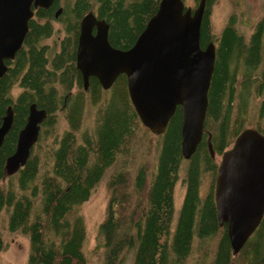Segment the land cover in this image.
Returning a JSON list of instances; mask_svg holds the SVG:
<instances>
[{"label": "trees", "instance_id": "16d2710c", "mask_svg": "<svg viewBox=\"0 0 264 264\" xmlns=\"http://www.w3.org/2000/svg\"><path fill=\"white\" fill-rule=\"evenodd\" d=\"M159 1L54 0L47 8H33L23 42L14 58L5 59L0 77V123L7 106L13 110L0 146V254L9 243L6 234L19 232L28 239L24 264H92L84 251L81 207L104 179L101 264H120L134 243L132 264H264V214L234 253L215 201V157L245 127L264 135L263 19L246 36L241 13L233 7L217 27L213 0H205L200 45L215 43V61L202 139L189 158L181 149L180 105L157 134L140 120L124 73L108 88L93 75L87 88L83 85L76 66L81 19L87 13L105 19L109 42L126 49ZM183 1L195 7L200 0ZM53 37L54 43L47 42ZM31 103L44 108L46 116L26 162L8 174L6 158ZM178 182L184 194L176 206Z\"/></svg>", "mask_w": 264, "mask_h": 264}, {"label": "water", "instance_id": "95a60500", "mask_svg": "<svg viewBox=\"0 0 264 264\" xmlns=\"http://www.w3.org/2000/svg\"><path fill=\"white\" fill-rule=\"evenodd\" d=\"M53 1L0 0V77L7 69L5 59L14 58L23 42L33 8H47ZM204 5L205 0L194 8L183 0H160L134 43L126 49L109 42V23L105 19L87 13L81 19L76 47V66L84 87L87 88L91 75L108 88L124 73L135 110L153 133H163L169 118L181 106V149L185 158L202 139L215 60V43L200 45ZM59 12L60 9L55 15ZM45 116L44 108L35 103L29 105L16 147L6 158L8 174L26 162ZM12 121L13 110L7 106L0 123V146ZM209 149L215 157L210 143ZM215 201L219 222L226 223L236 253L264 214V135L257 128L242 129L221 154Z\"/></svg>", "mask_w": 264, "mask_h": 264}, {"label": "rangeland", "instance_id": "374dc122", "mask_svg": "<svg viewBox=\"0 0 264 264\" xmlns=\"http://www.w3.org/2000/svg\"><path fill=\"white\" fill-rule=\"evenodd\" d=\"M235 1L237 0H216L215 4L211 7L212 19L215 22V25L219 27L225 21V16L227 15V13L234 7L239 13H241V29L246 34V36H248L252 30L253 25L259 19L264 20V0H240L239 3ZM30 18L28 19L27 26L29 25ZM54 39L56 38H48L47 42L53 41L54 43ZM56 42H58V40ZM259 69H264V28L262 33V60L259 65ZM257 109L258 104H256L255 101L250 109V124L254 122ZM89 115L90 109L87 110V116ZM220 159L221 156L215 157V160L217 162H219ZM183 194L184 187H182L181 183L178 182L175 190L176 206H179L183 198ZM106 195L107 188L105 180L103 179L97 186V188L93 191L91 197L81 207V212L83 214L87 229V242L85 243L84 251L92 264H101L104 256L103 237L99 233V223L104 215ZM6 237L9 243L6 246L5 250L0 254L1 264H24L28 251L27 237L23 236L19 232L8 233L6 234ZM135 250L136 243H134L127 249V252L124 254L120 264H132L135 257ZM99 258L100 261L98 263L93 262L97 261Z\"/></svg>", "mask_w": 264, "mask_h": 264}, {"label": "flooded vegetation", "instance_id": "af4514ba", "mask_svg": "<svg viewBox=\"0 0 264 264\" xmlns=\"http://www.w3.org/2000/svg\"><path fill=\"white\" fill-rule=\"evenodd\" d=\"M215 2H216V0H213V2H212V4H211V7L215 4ZM235 2H237V3H239L240 2V0H237V1H235ZM228 14V13H227ZM110 28V26H108V29ZM95 31V27L93 28V32ZM203 135V134H202Z\"/></svg>", "mask_w": 264, "mask_h": 264}, {"label": "bare ground", "instance_id": "6f19581e", "mask_svg": "<svg viewBox=\"0 0 264 264\" xmlns=\"http://www.w3.org/2000/svg\"><path fill=\"white\" fill-rule=\"evenodd\" d=\"M207 104H208V100H207ZM207 110V108H206ZM206 115V114H205ZM182 119H183V114H182ZM205 119V118H204ZM203 126H204V122H203ZM203 128V127H202ZM203 131V130H202ZM203 133V132H202ZM19 169V168H18ZM18 169H16L14 172H12L11 174H14L18 171ZM215 186H216V183H215ZM233 249V248H232Z\"/></svg>", "mask_w": 264, "mask_h": 264}]
</instances>
